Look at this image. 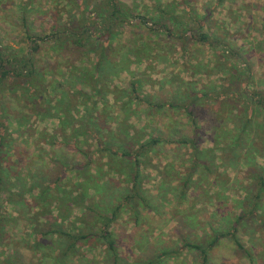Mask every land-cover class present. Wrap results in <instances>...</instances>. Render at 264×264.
<instances>
[{
  "label": "rangeland",
  "instance_id": "rangeland-1",
  "mask_svg": "<svg viewBox=\"0 0 264 264\" xmlns=\"http://www.w3.org/2000/svg\"><path fill=\"white\" fill-rule=\"evenodd\" d=\"M70 1L0 0L1 47L25 55L38 45L32 57L37 70L45 71L49 88L46 101L52 102L50 108L46 106L48 115L52 116L43 118L33 110L32 103H26L23 98L21 101L18 94L2 100L5 106L8 103L9 112L14 115L10 118V167L24 177L41 171L56 178L61 169L59 164L71 167L85 164L80 151L96 150V144L92 137H87L85 143L79 140L80 146L76 145V149L72 143L66 146L77 127L75 121L84 119V123H90L96 114L94 122H97L98 111L108 106L102 121L109 130H114L109 134L114 138L118 123L125 120L121 107L130 103L132 112H129L128 122L138 130L144 129L147 137L160 136L166 142L146 155L142 165L148 207L134 200V206L123 209L112 225L124 264L146 261L164 250L181 248L185 243H210L215 233L227 232L241 215L251 186L252 168L258 165L264 169V111L261 108L254 106L257 111L253 124L245 131L240 145L231 149L232 141L238 140L237 135L244 128L243 115L249 107V104L242 106L240 100L234 102L238 98L236 94L246 102L244 90L264 93V0H119L129 7L130 17L128 23L115 26L114 45L121 55L129 51L125 58L130 59V72L113 78L101 76L100 82L106 86L97 88L103 89L100 95L98 90H95L97 94L92 89L94 80L87 74L94 69L93 54H83L67 44L56 47L54 42L43 40L63 22H72L75 13L83 11L85 15L94 16L102 2ZM171 17L181 25H176ZM200 30L208 37L205 44L195 38ZM209 42H213V46ZM215 42L230 49L237 67L249 71V80L232 83L226 68L234 65L233 58H228L226 64L219 61L218 54L225 48L218 47ZM62 78L65 79L64 87L56 97L53 89ZM131 83L137 86L136 95ZM84 88L79 106L73 102L60 103L78 96ZM218 89H229L234 95L226 101L222 99L219 104L200 101L191 110L192 114L182 107L193 95ZM109 91H114L116 97ZM98 103V111L93 110ZM60 106L63 112L58 110ZM64 114L69 115L68 121L62 131L57 130V118ZM16 116L24 126L14 123ZM139 131L138 138L145 136L143 130ZM54 137L57 144H53ZM192 140L198 141L203 166L196 171L191 189L181 201V182L190 168ZM114 164L105 156L95 160L92 170L84 174L90 179L97 168L101 170L103 181L100 180V185L108 190L103 196L106 208L118 206L129 185ZM67 175V186L70 180L78 185L83 181L75 173ZM90 189L85 193L90 195ZM76 190L75 195L83 194L80 188ZM1 199L0 205L6 213H17L8 203V195L3 194ZM261 206L264 218V200ZM27 209H18L19 214L23 215ZM21 221L19 225L12 223L9 236L0 243V262L8 257V251H16L22 256V264H54L49 259L39 260L27 248L29 242L25 236L30 229L25 218ZM100 228L92 223L88 230L98 232ZM237 239L254 255V264H264V242L252 219L239 228ZM199 256L195 250H184L178 260L168 264H200ZM103 258L100 244H91L81 250L79 260L73 259L71 263L105 264ZM9 260L12 264H20L16 258ZM209 264L252 263L232 239L224 238L210 251Z\"/></svg>",
  "mask_w": 264,
  "mask_h": 264
},
{
  "label": "trees",
  "instance_id": "trees-1",
  "mask_svg": "<svg viewBox=\"0 0 264 264\" xmlns=\"http://www.w3.org/2000/svg\"><path fill=\"white\" fill-rule=\"evenodd\" d=\"M70 2L73 3V1ZM73 16L74 20L72 22H63L61 26H57L51 36L45 37L43 40L54 42L53 44L56 47H62L67 44L74 50L83 51V54H93L95 56L94 69L88 71L87 74L92 76L94 80L92 89L94 91L98 90L100 95L103 89L97 88L106 86L100 82L101 76L103 78H113L122 72H130V59L126 60L125 58L129 51L121 55V52L117 51L114 45L116 37L114 28L115 26L128 23L130 17L129 7L120 3L119 0H102L101 5L95 9L94 16L85 15L83 11L73 14ZM171 19L176 25H181L175 17H171ZM139 21L144 25L147 24L143 19H139ZM199 24L201 23L199 22ZM200 26L202 27L203 25L201 24ZM201 30L196 32L198 36L195 38L197 39L198 37L197 40L205 44L208 42V37L202 34ZM31 40H33V37H31ZM35 41H32L33 44H36ZM209 44L213 46V42H209ZM215 45L218 47L225 46L218 42H215ZM224 48L221 54H218L219 61L226 64L229 63L228 58H233L234 65L236 64L230 69L226 68L232 83H240L243 79L249 80L251 77L249 71L243 67H237V63L234 61L235 55L231 54L230 49ZM38 49L37 45L32 51L21 55L9 49H4L0 45V202L3 194L8 195V203L17 210L16 214L11 215L6 213L0 205V243L5 237L9 236V228H11L12 223L19 225L22 222L21 220L25 218L30 229V233L25 236L29 242L27 248L31 250V253L38 256L39 260L49 259L54 264H70L73 259L79 260L78 256L85 246L89 248L91 244L93 246L100 244L105 264H124L119 249H117L118 245L111 229L112 225L120 218L123 209L134 206V200H138L139 204H144L145 207H148L144 196L145 176L141 170L142 165L145 164L146 155L155 151V147L165 143L166 140L160 136L147 137L144 129L139 130H143L142 134L145 136L137 137V135L140 136V131L128 122L129 112H132L130 103L126 104V107L125 105L121 107L122 110L120 111L125 114V120L118 123L117 132L119 133L115 132L116 137H111V139L109 134H112L114 130H109L107 124L102 121L103 114L107 111L108 106L98 111L97 107L100 106V103H98L92 109H97L99 120L94 122L95 114L91 118L90 123H84V119L75 121L77 127H74L73 133L69 138L70 143L67 142L68 145H66L70 147L72 143L74 149H76V145L77 148L80 146L79 140H82L80 143H85L87 137H92L96 144V150L80 151L85 158V164L77 165L76 167L59 164L61 169L56 178L53 176L50 178V174L41 171L28 177H24L21 173H15L14 169L10 167L9 160L12 146L10 118L14 115L9 112L8 103L5 106L2 100L6 101L11 94H18L17 96H20L21 101L23 98L26 103H32L34 111L41 114L43 118H45L44 116L47 117L52 102L46 101L47 92L49 91L48 84H46V74L43 70H37L32 57L33 52H37ZM64 82L65 79L62 78L53 89L56 97L59 96L60 93L58 92L61 91L60 89L64 87ZM130 87H132V92L136 95L137 86L135 83H131ZM84 90L86 88L78 92V96L74 98L65 99L63 97L65 101L62 100L60 103L66 105L73 102L76 106H79V100ZM113 92L109 91L111 95L116 97ZM242 94L245 95L246 102L243 101L245 98L239 97L238 94H236L238 98L234 99V102L240 100L242 106L249 104V107H247V111L243 115L244 128L240 129V133L237 135L238 140L232 141L233 147L231 149L240 145L245 131L253 124L254 115L257 111L254 106L264 111V93H250L244 90ZM233 95L234 93L229 89H223V91L218 89L213 92L204 90L190 97L188 102L182 107L189 114H192L191 110L200 101L219 104L222 99L226 101ZM134 98L142 102L138 96ZM46 106L49 108L46 109ZM62 106L58 107L61 112H63ZM68 116L64 114L57 118V130L60 129L62 131L66 121H68L66 120ZM14 123L19 127L25 125L24 122H22L23 125L20 123L17 116L14 119ZM41 135L43 134L40 133V137ZM53 140V144H57L58 141L55 137ZM192 141L190 143L192 147L190 168L181 182V201L190 191L196 171L203 166L201 154L198 150V141ZM105 156L109 157L115 163L113 166L122 172L121 177L124 178V182L129 183L128 189L124 192V199L118 206L113 208H106L103 205V196L108 190L105 186L100 185V180L103 181L99 174L101 170L97 168L93 178L90 179L84 175L86 171L92 170L91 167L94 165L95 160ZM68 173L77 174L82 178V183L78 185L70 180L68 186L65 185ZM250 181L251 186L249 187L243 211L227 232L215 233L213 239L206 245L185 243L181 248L164 250L153 258L135 262L134 264H168L169 261L178 260L184 250L197 251L200 254V264H209L210 251L218 246L224 238L232 239L237 247L250 258V262L254 264V255L239 243L237 233L244 222L252 219L254 224L258 226V232H260L261 239L264 242V218L262 213H260L261 203L264 200V169L259 168L258 165L254 166L250 173ZM28 187L30 189L27 191ZM90 187L93 190L90 189L91 194L88 195L85 192H88L86 190ZM76 188H80L83 194L80 196L75 195L78 192ZM85 195H87L86 198H84ZM26 208L28 209L23 215L19 214L18 209L26 210ZM73 223L76 224L74 225ZM92 223L93 225L98 224L101 226L98 232H93L91 229L88 230ZM7 254L8 257L1 261L0 264H12V260H9L12 258H16L22 264V256L16 251H12V253L8 251Z\"/></svg>",
  "mask_w": 264,
  "mask_h": 264
}]
</instances>
